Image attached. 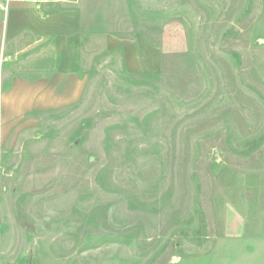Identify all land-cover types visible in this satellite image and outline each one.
I'll return each instance as SVG.
<instances>
[{
	"label": "rangeland",
	"instance_id": "rangeland-1",
	"mask_svg": "<svg viewBox=\"0 0 264 264\" xmlns=\"http://www.w3.org/2000/svg\"><path fill=\"white\" fill-rule=\"evenodd\" d=\"M82 2L87 31L159 47L160 67H99L88 34L76 100L7 106L0 264H264V0ZM56 63L18 52L3 92Z\"/></svg>",
	"mask_w": 264,
	"mask_h": 264
},
{
	"label": "crops",
	"instance_id": "crops-1",
	"mask_svg": "<svg viewBox=\"0 0 264 264\" xmlns=\"http://www.w3.org/2000/svg\"><path fill=\"white\" fill-rule=\"evenodd\" d=\"M42 4L38 0H0V125L7 106H16L13 111L25 112L35 103L46 104L53 99L69 103L81 95L86 84L83 48L88 34L96 44L94 58L99 67L103 55L108 53L106 57L119 56L130 71L159 69L162 56L159 47L145 41L104 35L99 29L87 31L82 0H76L73 7L52 13H45ZM47 44L53 46L57 56L56 66L49 75L14 76L9 81L10 91L3 92L7 61L18 52L26 53ZM19 95L25 100L20 101L21 106L15 99L11 100Z\"/></svg>",
	"mask_w": 264,
	"mask_h": 264
},
{
	"label": "built area",
	"instance_id": "built-area-1",
	"mask_svg": "<svg viewBox=\"0 0 264 264\" xmlns=\"http://www.w3.org/2000/svg\"><path fill=\"white\" fill-rule=\"evenodd\" d=\"M3 9H5V8H3Z\"/></svg>",
	"mask_w": 264,
	"mask_h": 264
},
{
	"label": "water",
	"instance_id": "water-1",
	"mask_svg": "<svg viewBox=\"0 0 264 264\" xmlns=\"http://www.w3.org/2000/svg\"><path fill=\"white\" fill-rule=\"evenodd\" d=\"M216 157V156H215Z\"/></svg>",
	"mask_w": 264,
	"mask_h": 264
}]
</instances>
